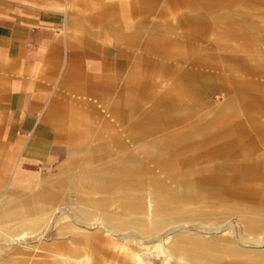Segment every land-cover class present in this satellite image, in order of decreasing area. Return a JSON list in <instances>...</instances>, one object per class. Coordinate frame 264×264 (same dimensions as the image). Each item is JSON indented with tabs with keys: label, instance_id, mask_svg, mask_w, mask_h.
<instances>
[{
	"label": "crops",
	"instance_id": "1",
	"mask_svg": "<svg viewBox=\"0 0 264 264\" xmlns=\"http://www.w3.org/2000/svg\"><path fill=\"white\" fill-rule=\"evenodd\" d=\"M165 1H162L163 5ZM140 2L141 0H0L2 160L6 164L5 168L8 165L11 171L10 186H19L29 191L34 189L35 194L41 198L38 200L41 210L34 213L28 202V198L34 196L20 199L11 196L7 198L6 195L4 204L0 206V251H6L7 254V251L18 248L19 243L12 237L17 238L21 234L13 232L12 225L7 231V225L12 224L7 223V218L21 210H24L26 220L17 225L24 230L39 228L51 220L47 229L55 228L59 234L68 232L69 224L60 222V216L67 213L58 209L54 212L55 207L42 200L45 186L50 185L53 176L44 181V178L34 177L35 172L40 175L46 173L48 168L58 169L55 175L65 176L63 185L72 177L73 184L93 189L90 194H95V189L114 190L104 193L107 199L109 195L110 199L112 194L116 195L115 200L121 208L130 201L125 189H131V178L144 170V159L140 160L134 154H129L101 163L97 157L92 162V174L83 182V178L81 180L75 173L77 167L71 166L75 162V153H78L72 148L77 134L89 139L90 146L85 150L99 156L100 152L106 153L123 145L120 134L110 135L109 138L104 135L106 118L111 123L118 121L121 124L114 129L123 128L130 137H138L140 129L150 132L155 130L158 127L157 120L166 128L182 127L187 121L180 126L172 125L187 117V110L195 111L203 105L192 98L188 89V84L197 82L199 78L204 79L200 77L202 73L193 72L195 80L189 81L192 75L186 72L185 79L174 78L171 83V59L167 62L161 59L166 56L165 50L169 49L170 41L165 42L159 32L151 30L149 20L146 21L148 24L140 21V16H147L145 11L140 10ZM251 10L248 6V9L235 10V14L232 10L225 13L231 19L225 27L226 32L238 37H244L243 32L247 31L249 34L264 33L253 30L252 26L257 22L252 20L256 16L253 13L247 16ZM238 12L245 14L240 17ZM174 18L177 20L175 23L183 26L187 32L190 24L197 27L200 22L203 25L204 16L198 13L196 16L184 17L183 12H178ZM258 39L264 40V34ZM195 53L197 55L194 58H198L199 53ZM225 57L234 61L243 58L229 46ZM160 72L164 78L163 85L157 81ZM169 84L170 91L175 94V100L171 102L166 101L171 99L170 93L166 94ZM220 84L224 92L226 83L221 79ZM155 88H158V92ZM223 95H226V91ZM226 101V97H223L219 105L227 104ZM148 103L150 107L145 108ZM212 111L214 110L211 108L210 112ZM219 114V118H224L220 110ZM125 115L127 126H123ZM92 128L103 130L99 141L92 138ZM78 142L84 144L82 137L78 138ZM135 142L138 143V140ZM159 145L162 144L156 140H147L139 142L136 148L150 161L152 158L162 161V168L171 172L173 162L169 158L170 152L159 149ZM229 152L230 149L228 154ZM18 168L32 172L25 175L15 173ZM184 174H170L175 180L176 188L163 183V205L169 214H177L181 210L185 212L189 206L187 200L190 198L188 194L191 184ZM157 191L153 189L146 193L147 215L150 213L152 217L161 215L160 212L155 213L153 205ZM104 193L102 195L105 197ZM97 199H93L94 205L78 201L73 211L76 219L83 221L97 218L100 220L99 225L108 224L111 230L116 231L140 227L142 233L149 232L148 226L97 205ZM8 202L13 205L9 206ZM251 221V216L242 215L239 218L247 234L252 233L248 225ZM173 229L176 228L157 238L162 239ZM70 232L86 234L82 229ZM7 233H10L8 244ZM166 248L173 253L182 251L189 264H216L230 256L247 255V252L239 250L228 239H219L217 236L206 238L188 232H180L169 239ZM257 255L264 260V251Z\"/></svg>",
	"mask_w": 264,
	"mask_h": 264
},
{
	"label": "rangeland",
	"instance_id": "2",
	"mask_svg": "<svg viewBox=\"0 0 264 264\" xmlns=\"http://www.w3.org/2000/svg\"><path fill=\"white\" fill-rule=\"evenodd\" d=\"M162 1L141 0L140 10L145 11L147 16H140V21L148 24L146 21L149 20L151 30L159 32L165 42L170 41L169 49L165 50L166 56H161V59L165 62L171 59V81L174 78L185 79L186 72L192 75L189 80L192 81L195 80L193 72L202 73L200 77L206 81L199 78L197 82L188 84V89L192 98L203 105L195 111L187 110V117L172 125L180 126L187 121L182 127L166 128L157 120L155 130L140 129L138 137H130L123 128L114 129L121 124L118 121L111 123L106 118L104 131L91 129L92 138L99 141L102 131L108 138L120 134L123 145L106 153L100 152L99 156L87 152L85 149L90 146L89 139L77 134L72 148L78 153H75V162L71 166L77 167L75 173L81 180L83 178V182L92 174V162L97 157L101 163L129 154L144 159L147 166L131 178L132 188L125 189L130 201L121 208L115 200L116 195L112 194L111 199L110 195L108 199L105 195L107 190L112 189H95L96 193L90 194L93 189L73 184L72 177L63 185L65 176L55 175L58 169L48 168L46 173L40 175L35 172L34 177L44 178V181L53 176L50 185L45 186L42 200L55 207L54 212L58 209L67 213L60 216V222L69 224L68 232L59 234L55 228L47 229L51 220L39 228L24 230L17 225L26 220V214L21 210L7 218V223H12L7 225V231L12 225L13 232L21 234L17 238L12 237L19 243L18 248L7 251V254L0 251V264H189L182 251L173 253L166 248L169 239L180 232L228 239L239 250L247 252V255H242L244 257L230 256L216 264H264V260L257 255L264 251V40L258 39L264 33L249 34L247 31L243 32L244 37H238L225 30L231 20L225 13L250 6L252 10L247 16L256 15L252 20L257 22L252 26L253 30L264 31V0H166V6ZM178 12H183L184 17L198 13L203 15V25L199 22L196 27L189 23L186 32L183 26L175 23L177 20L174 16ZM238 13L240 17L245 14ZM228 46L243 58L234 61L225 57ZM195 52L199 53L198 58H194L197 55ZM221 79L226 83L225 96ZM163 80L161 72L158 73L160 85H163ZM170 89L169 84L166 93L171 95V99L166 100L169 102L175 100V94ZM155 90L158 92V88ZM223 97H226L227 104L219 105ZM148 107L150 103L145 108ZM211 108L214 111L210 112ZM219 110L224 118H219ZM125 125H128L126 115ZM79 137H82L84 144L78 142ZM147 140L158 141L162 144L158 146L159 149L170 152L169 158L174 165L171 172L162 168V161L155 158L150 161L146 155L139 153L137 145ZM223 146L228 147L221 148ZM229 149L231 152L228 154ZM3 152L4 146L0 144V206L4 204L6 195L7 198L20 199L32 195L34 198H28L30 209L38 213L41 210L38 200L41 198L34 189L29 191L9 185L11 171L8 165L5 168ZM30 171L18 168L14 172L25 175ZM176 172H184L191 184L190 198L187 200L189 206L185 212L181 210L177 214H169L163 205L165 189L162 188L163 183L176 188L175 180L170 175ZM153 189L159 190L153 204L155 213H161L159 217H152L150 213L147 215L146 193ZM94 198H101L100 201L97 199V205L108 211L121 213L125 215L124 218L148 226L149 232L142 233L140 227L116 231L111 230L108 224L99 225L97 218L76 219L73 211L78 201L94 205ZM8 205L12 206L13 203L8 202ZM242 215L252 218L248 224L252 229L250 234L244 232L243 223L239 222ZM172 228L176 229L160 240L157 238ZM73 229L85 230L86 234H73L70 232Z\"/></svg>",
	"mask_w": 264,
	"mask_h": 264
},
{
	"label": "bare ground",
	"instance_id": "3",
	"mask_svg": "<svg viewBox=\"0 0 264 264\" xmlns=\"http://www.w3.org/2000/svg\"><path fill=\"white\" fill-rule=\"evenodd\" d=\"M174 230V229H173ZM12 242V241H11ZM14 242V241H13ZM9 243V242H8Z\"/></svg>",
	"mask_w": 264,
	"mask_h": 264
}]
</instances>
